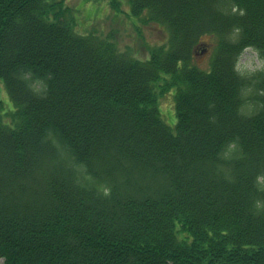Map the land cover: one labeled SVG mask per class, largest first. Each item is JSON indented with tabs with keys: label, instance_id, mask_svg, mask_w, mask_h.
Masks as SVG:
<instances>
[{
	"label": "trees",
	"instance_id": "16d2710c",
	"mask_svg": "<svg viewBox=\"0 0 264 264\" xmlns=\"http://www.w3.org/2000/svg\"><path fill=\"white\" fill-rule=\"evenodd\" d=\"M66 1L0 0L3 264H264V71L236 67L264 58V0H131L169 33L146 61L75 33Z\"/></svg>",
	"mask_w": 264,
	"mask_h": 264
},
{
	"label": "rangeland",
	"instance_id": "374dc122",
	"mask_svg": "<svg viewBox=\"0 0 264 264\" xmlns=\"http://www.w3.org/2000/svg\"><path fill=\"white\" fill-rule=\"evenodd\" d=\"M119 5L112 6L111 0H67L69 12L65 15L72 20L75 33L80 35H96L105 37L112 35L119 51L127 52L128 56L138 60L149 58V52L156 46L167 43V30L162 24L144 21L133 15L130 0H118ZM141 20V21H140ZM216 38L205 37L201 42L210 45L204 57L195 58V64L207 68L212 57ZM238 70L242 75H251L264 70V61L251 49H246L239 58ZM163 77H165L163 75ZM176 88L165 93L156 90L157 108L164 123L172 132L177 121L175 111ZM14 109L5 86L0 80V114L5 115ZM8 122V121H6ZM3 260L0 259V264Z\"/></svg>",
	"mask_w": 264,
	"mask_h": 264
},
{
	"label": "water",
	"instance_id": "95a60500",
	"mask_svg": "<svg viewBox=\"0 0 264 264\" xmlns=\"http://www.w3.org/2000/svg\"><path fill=\"white\" fill-rule=\"evenodd\" d=\"M204 52H205V51H204ZM204 52H203V53H204Z\"/></svg>",
	"mask_w": 264,
	"mask_h": 264
}]
</instances>
